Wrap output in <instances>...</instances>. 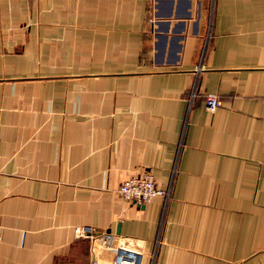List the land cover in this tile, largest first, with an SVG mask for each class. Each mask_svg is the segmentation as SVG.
I'll list each match as a JSON object with an SVG mask.
<instances>
[{
  "label": "crops",
  "instance_id": "1",
  "mask_svg": "<svg viewBox=\"0 0 264 264\" xmlns=\"http://www.w3.org/2000/svg\"><path fill=\"white\" fill-rule=\"evenodd\" d=\"M175 165L166 208L117 192ZM79 226L140 264H264V0H0V264H110Z\"/></svg>",
  "mask_w": 264,
  "mask_h": 264
},
{
  "label": "built area",
  "instance_id": "2",
  "mask_svg": "<svg viewBox=\"0 0 264 264\" xmlns=\"http://www.w3.org/2000/svg\"><path fill=\"white\" fill-rule=\"evenodd\" d=\"M204 49L205 47H203V51ZM203 55L204 52L200 56V60H202ZM202 70V65H198L195 70L194 83L187 98L188 111L192 107L194 100L198 97V81ZM204 103L205 109L211 113L221 107V101L219 97L213 94L206 95L204 97ZM187 124L186 115L177 145L178 153L183 146L184 134ZM176 173L177 168L175 165L171 171L170 184L166 189H160L157 186L153 175L149 172H146L126 179L119 186L117 192L123 200L134 202L138 206H144L156 198H161L164 202V207L166 208L171 198L172 182ZM74 235L78 239H88L91 242L92 251L94 254H97L98 252L101 254H113L114 258L110 264H140L141 258L143 256L142 243L139 240L112 236L109 234H96L89 226L76 227L74 229Z\"/></svg>",
  "mask_w": 264,
  "mask_h": 264
}]
</instances>
